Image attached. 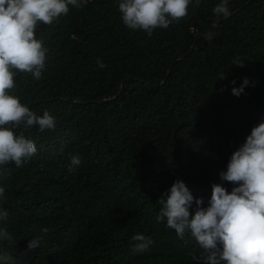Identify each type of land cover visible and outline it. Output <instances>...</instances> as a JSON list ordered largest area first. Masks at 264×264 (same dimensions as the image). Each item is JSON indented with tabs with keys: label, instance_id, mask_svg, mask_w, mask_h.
Returning <instances> with one entry per match:
<instances>
[{
	"label": "trees",
	"instance_id": "trees-1",
	"mask_svg": "<svg viewBox=\"0 0 264 264\" xmlns=\"http://www.w3.org/2000/svg\"><path fill=\"white\" fill-rule=\"evenodd\" d=\"M217 2L190 4L151 36L122 23L117 0L38 22L45 68L39 79L17 73L13 91L36 114L47 109L55 127L18 126L37 152L0 167V227L15 241L0 251L13 264H202L187 231L179 237L157 220V200L176 179L201 207L213 183L230 190L219 172L264 120V0H229L226 18L212 12ZM245 77L244 91L231 94L229 81ZM136 233L152 238L147 250H133ZM34 236L41 244L29 249Z\"/></svg>",
	"mask_w": 264,
	"mask_h": 264
},
{
	"label": "clouds",
	"instance_id": "clouds-1",
	"mask_svg": "<svg viewBox=\"0 0 264 264\" xmlns=\"http://www.w3.org/2000/svg\"><path fill=\"white\" fill-rule=\"evenodd\" d=\"M201 0H117L122 23L132 30L142 29L151 36L155 28H167L173 20L184 17L188 6ZM87 0H0V167L12 162L22 166L37 152L35 141L23 132H14L18 126L39 130L55 127V118L45 109L36 114L14 94V77L19 72L31 73L39 79L47 61L48 49L36 36L38 22L50 25L59 15L67 14L69 5L80 8ZM229 0H218L212 12L217 17H228ZM208 33L205 39H211ZM237 59L233 65H242ZM97 66L105 67L97 58ZM219 78H224L222 74ZM231 94L239 96L248 79L236 86L229 81ZM81 163L78 154L70 156L69 170ZM221 182H230V190L222 183L211 185L207 206L193 194L181 179H176L160 194L157 220L183 237L186 231L203 250L202 264H264V120L250 129L243 142L229 156L225 170L219 172ZM5 189L0 187V200ZM195 200L196 207L190 213ZM7 209L0 207V220ZM47 228L41 232L46 233ZM42 237L27 240L29 249L37 248ZM132 248L143 252L152 245L150 236L136 233L131 237ZM14 243L13 236L0 227V242ZM0 264H13V258L0 251Z\"/></svg>",
	"mask_w": 264,
	"mask_h": 264
}]
</instances>
